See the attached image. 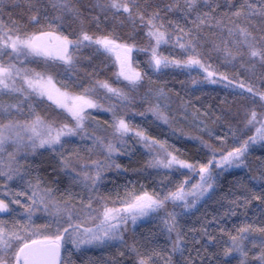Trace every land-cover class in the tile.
Instances as JSON below:
<instances>
[{"label":"trees","instance_id":"obj_1","mask_svg":"<svg viewBox=\"0 0 264 264\" xmlns=\"http://www.w3.org/2000/svg\"><path fill=\"white\" fill-rule=\"evenodd\" d=\"M190 2L135 0L134 5L129 4L132 12L129 18V13L110 7V0H0V26L5 31L15 24L28 34L51 32L72 41H82L78 48L69 47L71 64L34 58L22 64L26 70L47 76L68 94L88 97L101 106L108 105L106 111L87 112L83 128L77 135L67 136L51 147L33 148L26 142H5L0 151V173H3L0 175V199L6 192L20 195L24 188V201L28 200L22 209L25 218L21 225L10 223L7 218L0 219V226L8 233L23 236L33 230L44 234L56 232L54 218L43 210L41 198L44 202L51 200L61 209L69 206L72 223L79 225L80 232V227L94 225L105 207L123 209L127 202L144 193L163 199L182 187L183 200L169 199L162 208L143 216L139 236L130 229L129 222L123 223L120 227L121 255L116 264H138L141 256L150 257L149 264H156L146 253L140 237L148 234L168 241L172 264H241L242 261L264 264L260 259L264 254L261 246L264 233L258 231H252L243 243L246 256L238 251L225 254L231 247V236L238 235L240 228L249 225L252 229L264 228V140L257 139L249 144L243 163L235 172V178L247 179V192L235 191L234 195L227 196L230 174L225 170L228 166L217 167L222 155L256 136L252 125L247 123L251 111L264 112L259 95L253 102L252 93L247 92L248 87L254 92H264V63L242 56L247 49L241 45L239 32L240 28L246 29L251 33L249 37L257 41V49L264 48V0H195L189 7ZM237 12L240 15H236ZM157 13L155 23L164 25L161 31H165L168 40L158 48V57L186 61L194 56L208 72L198 65L169 64L159 70L152 66L153 41L147 32L150 28L147 21ZM32 16H36L39 23L32 22ZM85 33L93 39L109 37L116 43L135 48L132 53L141 79L131 85L118 80L111 55L94 43L83 41ZM180 44H185V48H180ZM8 57L4 55L1 61ZM219 78L231 81L236 87L222 85L217 82ZM104 83L121 91V98L103 92ZM241 83L244 88L239 86ZM152 91L162 93L164 105L155 104ZM24 94L0 92V126L9 122L25 124L37 117L48 123L53 131L64 124L75 126L62 111L35 98H27L21 107H4L14 100L22 101ZM120 119L133 128L123 137L115 128ZM137 130L149 138L147 144L135 135ZM3 132L9 136L5 129ZM152 141L159 143L152 144ZM108 144L114 145L116 150L111 158L102 153V146ZM157 153L163 154L164 159H170L167 154L171 153L193 167L157 165ZM65 159L71 161L70 168L63 166ZM201 165L208 166L213 177L210 181L215 190L213 200L221 198L228 209V214L224 212L226 230L215 228L214 217L207 208L212 200L193 209L196 196L191 193L197 189L195 186H200ZM9 174L11 180L7 179ZM67 183L77 200L63 198ZM33 200L35 211L29 220L25 208L32 205ZM229 200H233L232 203ZM169 213L175 216V230L171 233L164 223L170 220ZM68 216L63 211L60 214L64 227H67ZM44 225L50 227L43 228ZM177 233L179 249L173 251Z\"/></svg>","mask_w":264,"mask_h":264},{"label":"snow or ice","instance_id":"obj_2","mask_svg":"<svg viewBox=\"0 0 264 264\" xmlns=\"http://www.w3.org/2000/svg\"><path fill=\"white\" fill-rule=\"evenodd\" d=\"M195 0H191L189 3V7L194 3ZM135 4V0H110V7L116 9L117 11L123 10L125 13H129V18H132V12L129 8V4ZM236 15H240L239 12ZM158 18V13L153 15L148 19L147 24L150 27L148 35L153 38L156 42V46L158 47L161 43H167L165 31H161L164 25L161 23L157 25L155 21ZM31 21L34 23H39L38 18L36 16H32ZM140 19L143 21L144 17L141 15ZM199 19V17H198ZM183 31V29H181ZM240 35L245 39L243 43H245L250 52L251 57H259L260 61L264 63V48L257 49L248 41V37L251 36L246 29H239ZM0 57L4 55H8L10 58L13 54L17 57L19 55H34V56H44L50 57L55 56L57 59L62 60L65 64L72 63V56L69 54V46L75 45L77 48L80 46V40L72 41L68 39V37H59L53 36L51 32H41L39 35L37 34H28L26 31H22L21 28L16 26L8 28L6 31L3 26H0ZM229 34L231 35V30H229ZM45 37L49 39L46 41ZM83 41H90L95 44L100 45L106 51H114L117 48H124L126 46L119 45L115 42L114 39H110L109 37L96 38L93 39L92 36L88 34H83ZM55 40L57 43L55 45L52 44V41ZM189 45H191V41H189ZM180 48H185V44H180ZM7 49H11V52H7ZM127 51H131L130 48L126 49ZM194 51V48H193ZM152 62L154 63L157 70L160 69L161 66L167 67L169 64H175L176 66H180L183 64L185 67L198 65L203 67L201 61L194 56H189L186 61L174 60L169 61L166 57H158L156 55V49H152ZM119 59V57H118ZM15 65L8 64L5 65L0 63V89H8L10 91H18L12 87L15 83V76L13 73V68ZM15 75H19V70L16 71ZM120 75L123 76L130 83L135 84L137 81L141 79L140 73L132 72L131 70L126 71V62H121V70ZM212 76V73L208 74ZM12 82L11 84L9 82ZM215 83V80L211 81ZM25 83L28 84L29 88H32L38 91V94L43 96L47 95L48 99H54L53 94L49 91L43 84H41L39 74H37V79L33 80H25ZM50 84L51 81L49 80ZM107 88L109 92H113L117 95L120 93L117 89L111 88L107 83L102 85ZM241 88H244V85L241 83L239 85ZM57 95L55 102L59 107L66 109L72 118L75 120V126L70 127L68 124H64L60 129L55 131L53 134V130L49 128L47 134L41 138L40 133L37 131L39 125L43 123L39 117L35 121H33L30 125H20L18 122L13 123L9 122L7 125L0 126V151H3L4 144L8 137L4 135L3 129L5 128H30L36 138H39V146L44 147L45 145L52 146L54 144H59L61 142L62 136H73L78 134V130L83 128V120H84V107H95L96 105L92 103V101L86 99L84 96L78 97H70L67 93H60L59 90H56ZM247 92L252 93L253 102H255V96L259 95L261 101H264V92H254L251 87L247 88ZM68 101H72L71 104ZM143 113H141L142 115ZM257 122V113L256 111H251L250 118L247 120V123L252 125ZM116 131L120 133V136H126L129 132L133 131V128L130 127L125 120L120 119L115 126ZM256 136L249 137L248 140H244L239 147H235L232 151H229L226 155H222L221 159L217 162V167L228 166L231 167L233 165L239 166L243 163V157L248 151L249 144L255 143L257 139L264 140V123L261 124V127L256 128ZM135 135L140 137L141 140L145 141L146 144L149 140L148 137L145 136L143 131H135ZM19 139V133H17ZM29 140L32 141V147L35 148L36 142L33 137H29ZM152 144L159 143L157 141H152ZM150 146V145H149ZM208 146V145H206ZM161 148L164 147L163 144L160 145ZM210 147V146H209ZM107 148L109 152L114 151V146L112 144H108ZM170 159L166 160H158L156 161L157 165H161L165 168L172 167L173 164H179L181 167L192 168L193 165L186 163L183 160H179L175 155L171 153L167 154ZM212 162L209 161V164ZM62 164L65 168L71 167V161L68 159L62 160ZM74 170V169H73ZM3 175V173H0ZM87 174H85L86 176ZM200 175L201 181L204 187H200L199 195L202 196L208 189L212 188V183L210 182L213 177L209 172V167L206 165L200 166ZM99 174H97L98 178ZM7 179L11 180L12 176L9 174ZM93 183L95 181L93 180ZM192 195L196 196L197 193L193 192ZM35 195V193H33ZM256 199H260L259 196L255 197ZM172 200H183V188L181 187L178 192L170 193L165 196L163 199L154 198L153 196L144 193L143 195L136 196L130 202H127V206L123 209L116 208H108L105 207L103 211V219L101 220L100 225H98L99 231H94L92 229H85L83 233L78 231L79 225H73L72 217L69 214L67 220V227H64L60 223V214L61 212H67L68 209H61L54 202L49 200L48 202H44L43 198H41V202L44 203V211L47 212L50 216L54 218V223L56 224V232L54 234H44L40 230H33L28 235H20L18 233H8L2 226H0V264H61V247L62 241L66 239H72L73 234L76 235V239H73L72 242L79 247L82 244H91L93 242L103 241L105 238L108 239H116L120 237L118 235L120 231V225L125 223L128 219V216L120 215L121 212L129 213L133 223L142 216H147L149 212L156 211L158 208H162L164 206L165 201ZM15 203H20L19 200H16ZM51 204V207H49ZM90 206V205H89ZM9 207L8 204L4 202V200L0 199V212H8ZM25 211L28 215L29 220H31V216L35 211V200H33V204L25 208ZM170 220H165V225L167 227V231L171 233L175 230V216L172 213H169ZM50 225H44L43 228H48ZM71 229V232L69 231ZM252 231H258L264 233V228L252 229V227L245 226L239 229V233L236 236H231V247L226 249V255L231 251H238L242 255L246 256L247 253L243 251V243L245 240L250 238V234ZM67 234V238L65 236ZM180 238L179 233H177V240L173 242V251L179 249ZM255 246V244H254ZM261 246L264 247V240L261 241ZM135 251V249H133ZM151 258H144L141 256L138 259V264H149V260ZM261 261L264 262V254L260 257ZM241 264H244L242 261Z\"/></svg>","mask_w":264,"mask_h":264},{"label":"rangeland","instance_id":"obj_3","mask_svg":"<svg viewBox=\"0 0 264 264\" xmlns=\"http://www.w3.org/2000/svg\"><path fill=\"white\" fill-rule=\"evenodd\" d=\"M121 11H123V10L121 9ZM149 30H150V28L148 29L147 32H149ZM39 34H37V35H39ZM53 36H58V35L53 34ZM240 37H241V40H240L241 41V45L245 46L246 49H247L246 52H244L242 54V56L244 55V57L247 60L258 61L259 57H251L250 56V52H249L248 46L245 43H243L245 38L243 36H240ZM48 39H49L48 37H45L46 41ZM151 39L153 41L152 42L153 43L152 44V48L150 50L151 63H152V66L154 68H156L154 63L152 62V55H153L152 49L153 48L156 49V55L158 56V48L161 45H163L164 43H161L157 47L155 40L153 38H151ZM248 41L255 48H257L258 44H257L256 40H254L252 37L251 38L248 37ZM56 43L57 42L55 40L52 41L53 45H55ZM117 44H119V43H117ZM263 44H264V41H263ZM95 45L101 47L98 44H95ZM119 45H123V44H119ZM128 48L131 49L130 52L126 50ZM102 49L104 51H106L104 48H102ZM134 49L135 48L126 46L124 48H117L114 51H106L107 53H109L111 55V57L114 60L115 65H116V77H117V79L122 81L125 84H128V85H131L133 83H130L128 80H126L123 76L120 75L121 62H126V71L127 70H131L132 72H138L139 73V70L137 69V67L135 65L136 61L133 58V53L132 52H133ZM8 50H9V52H11V49H8ZM223 56H225V55H223ZM118 57H119V59H118ZM34 58H36V59H45V60L52 59V60L62 61L60 59H57L55 56L44 57V56H34V55H31V54H28V55L21 54V55H19V57H17L15 54H13L11 58L8 57L6 59V61H3V62L1 61V57H0V63H3L5 65H8V64L15 65V67L13 68V73H14V76H15V83L12 85V87H14L16 89H19L18 91H10L8 89H0V92L9 91V92H24L25 93L24 97H22V101L21 100H18V101L14 100V101H11L9 104H7L4 107H6V108L7 107L14 108L15 106H20L21 107V106H23L24 101L27 98H30V99L35 98L38 101H45V102L49 103L50 105H52L53 108L62 111L63 114H65V115L70 117L71 121L75 125L76 122L72 118L70 113L66 109L59 107L58 104L55 102L56 95H57L56 90H59L60 93H66V92L64 90L60 89L57 86V84H55L50 78H48L47 76L39 75L41 84H43L44 87H46L49 91L52 92L53 97H54V99H52V100L48 99L47 95H43V96L39 95L38 91H36V90H34L32 88H29L28 84L25 83L26 79L27 80H33V81H35L37 79V74L26 70L22 66V64L24 62L30 61V60H32ZM201 64H202V62H201ZM198 68L203 69L205 72H208L207 69H204V68H202L200 66ZM17 70H19V75H15ZM49 80L51 81L50 84L48 83ZM210 80H212V79H210ZM217 82L221 83L222 85H224L226 87H232V88L236 87V85L234 83H232L231 81H226L224 78L217 79ZM9 83L11 84L12 82L10 81ZM101 89L103 90V92H107V93L111 94V96L117 95V94H115L113 92H109L108 89L103 87V86H102ZM118 92H121V91L118 90ZM152 92H153V100H154L155 104L156 105H158V104L159 105H164L165 103H163L164 102L163 101L164 97H163L162 93H156V92H160V91H152ZM68 95L70 97H78V96L71 95V94H68ZM85 98L90 100V101H92V103L95 104L96 106L95 107H84V113H83L84 117H85L86 113L89 112V111H102L103 112V111L107 110V108L105 106H108V105L101 106L96 101H94L93 99H90L88 97H85ZM120 98H121V95H120ZM262 102L264 104V101H262ZM68 103L71 104L72 101H68ZM31 107L32 106H30L28 108H31ZM36 119L37 118H33L31 121H28L25 124H29L30 125ZM262 123H264V112L263 111L261 113L257 114V122L252 124V127L254 129L255 135H257L256 128L261 127ZM7 124H9V123H7ZM7 124H5V125H7ZM19 124L20 125H25V124H21V123H19ZM49 128H50V125L48 123H46V122H43L41 125L38 126L37 131L40 133V137L41 138H43L47 134ZM7 132L9 134V136L5 135L6 137H8L6 142H10V143L12 142L14 144H22V143L26 142V143L30 144V146H32V141L29 140V137H33V139H35V142H36V145H37L35 148H39L40 147L39 146V138H36L34 136V134H33V132L31 131L30 128H23V129L17 128V127L5 128V134ZM17 133H19V137H22V139L18 138ZM53 134H55V131H53ZM115 134L117 135V133H115ZM65 137H67V136H62L61 137V141H63V138H65ZM108 139L111 140V138H108ZM120 140L121 139L118 138V142ZM93 141L100 143V140H98V139H94ZM102 141L104 142V140H102ZM102 147H103V150H104L102 152L104 156L107 155V157L111 158L116 153V150H114L112 152H109L107 146H105V147L102 146ZM99 153H101V152H99ZM155 156H156L155 161L169 159V158H165L164 159V155L161 154V153H157ZM225 171L229 172V174H230L229 175L230 176V181L228 183V187H227V190H226L227 196L228 195H234L235 191H237L239 193L247 192V190H248L247 189L248 188L247 187V184H248L247 179H245V178L242 179L241 177L235 178V172L239 171L238 167L235 168V165H233L231 167H228V169H226ZM77 174H78V170L75 172V175H77ZM224 174H225V172H224ZM90 180H91V182H93L92 178H90ZM200 180H201V178H200ZM200 180L198 182V185L200 184V186H201V185H203V182L200 181ZM23 189L21 190V192H19L20 195L12 194L10 192H6L5 196L3 195L4 198L2 197L3 198L2 200H4V202L6 204H8L9 211L8 212H0V215H1L0 219L1 220L3 218H7V219H9L11 221L10 223H13V224L16 223V225H21L20 224L21 221H23V219L25 218L24 214L22 213V209L24 208V206H26L24 203L28 201V200L24 201L25 193H24ZM199 189L200 188L197 187V189L195 190L197 195L195 197V201L193 202V209H194V206H200L201 204L204 205L203 203H205L206 201L212 200V205L209 204V207H207V208H209L208 210L211 212L210 214L212 215V217H214L213 220L215 221V228L218 229V230H221V231L223 229H225V230L228 229L227 228L228 224L226 223L227 219H226V216L224 215V212H225V214H228V211H227L228 209L226 207H224L222 199L218 198V200H216V201L213 200L214 191H215L213 187L208 189L207 192H205L202 196L199 195V192L201 190V189L200 190ZM73 191L74 190L72 189V187L68 184L66 186L65 194L62 195L63 198L66 199V200H77V197L73 196V194H74ZM191 196H194V195L191 194ZM16 200H19L20 203H15ZM231 201H233V200H229V203H232ZM229 203L227 202L226 204L230 205ZM67 207H69V206H67ZM67 207H62V209L67 208ZM103 211H104V209H102L100 211V213L97 215V218L95 220L96 223L94 225H90L88 227H80V230H81L80 233H83L85 229H92L94 231H99L98 225H100L101 220L103 219ZM65 214L68 215V214H70V212L67 211V212H65ZM120 215L128 216L127 222H129V224H130V229L134 230L136 232L137 236H139V234H141V231H142L141 228L143 227V222H144L143 219H144V217L143 216L139 217L135 221V223H133L129 213L121 212ZM62 216L63 215H61V217ZM122 225L123 224H121L120 227ZM118 235L120 236V231H119ZM65 236L67 238V234H65ZM140 237H142V239L144 240V241H142V244H145V246H146L145 247L146 248V253L149 254L150 256H152V258L155 259V263L156 264H172L171 263V259H170L171 249H170V246L166 243L168 241H165V240L161 241V239L153 236V234H148L145 237H144V235H141ZM76 238H77L76 236H72V239H66L65 241L61 242L62 243V247H61V264H116V261H117L116 259L121 255V251L119 249V243L121 242L120 238H116V239L105 238L103 241L93 242L91 244H82L79 247H77L72 242V240L76 239ZM145 240H147V241H145ZM156 256H158V257H156Z\"/></svg>","mask_w":264,"mask_h":264}]
</instances>
